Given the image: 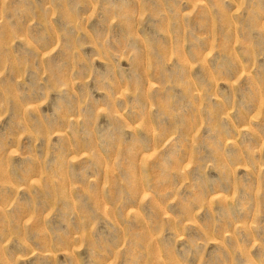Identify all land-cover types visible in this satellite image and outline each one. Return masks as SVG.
Returning <instances> with one entry per match:
<instances>
[{
  "label": "rangeland",
  "instance_id": "1",
  "mask_svg": "<svg viewBox=\"0 0 264 264\" xmlns=\"http://www.w3.org/2000/svg\"><path fill=\"white\" fill-rule=\"evenodd\" d=\"M0 264H264V0H0Z\"/></svg>",
  "mask_w": 264,
  "mask_h": 264
}]
</instances>
